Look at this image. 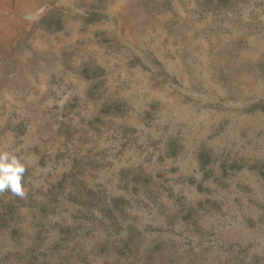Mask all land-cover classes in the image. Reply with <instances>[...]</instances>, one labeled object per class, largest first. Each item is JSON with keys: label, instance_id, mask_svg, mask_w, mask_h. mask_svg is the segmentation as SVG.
Listing matches in <instances>:
<instances>
[{"label": "rangeland", "instance_id": "rangeland-1", "mask_svg": "<svg viewBox=\"0 0 264 264\" xmlns=\"http://www.w3.org/2000/svg\"><path fill=\"white\" fill-rule=\"evenodd\" d=\"M0 264H264V0H0Z\"/></svg>", "mask_w": 264, "mask_h": 264}, {"label": "clouds", "instance_id": "clouds-1", "mask_svg": "<svg viewBox=\"0 0 264 264\" xmlns=\"http://www.w3.org/2000/svg\"><path fill=\"white\" fill-rule=\"evenodd\" d=\"M29 166L13 152L0 150V196L10 192L13 197L27 199L23 181Z\"/></svg>", "mask_w": 264, "mask_h": 264}]
</instances>
